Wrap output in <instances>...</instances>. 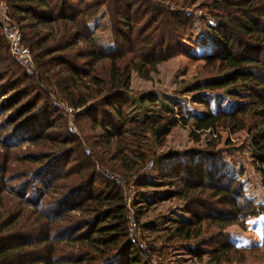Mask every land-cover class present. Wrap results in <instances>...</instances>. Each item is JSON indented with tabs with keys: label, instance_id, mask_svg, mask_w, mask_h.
Wrapping results in <instances>:
<instances>
[{
	"label": "trees",
	"instance_id": "trees-1",
	"mask_svg": "<svg viewBox=\"0 0 264 264\" xmlns=\"http://www.w3.org/2000/svg\"><path fill=\"white\" fill-rule=\"evenodd\" d=\"M4 1L9 17L18 27L22 45L30 52L34 74L26 73L9 55L0 35V98L5 97L0 99V116L17 107L15 113L0 119V195L6 192L17 199V207L0 217V264H144L138 255L142 249L152 252L154 248H138L128 240L122 191L102 175L100 169L105 168H94V162L122 180L135 176L146 158L153 157L139 150L138 137L147 131L153 141L160 142L172 127L185 124L186 118L178 111L173 116L164 105L163 112L167 114L151 116L128 115L122 107L134 100L125 95L130 70L140 73L145 64L152 69L156 61L180 53L179 26L185 27L197 19L183 6L197 0H181V5L174 9L164 5L170 0ZM102 7L109 15L113 37L108 48L94 40L87 26ZM205 9L206 17L215 24L218 40L216 52L200 57L205 63L217 61L222 73L195 82L188 91L214 90L238 83V89L231 88L227 94L245 101L234 102L227 110L195 115L189 134L196 139V131L219 124L234 132L244 127L237 115L250 112L258 119L253 122V132L249 131V148L259 170L264 165V0H207ZM144 18H148L147 23L161 18V32L149 47L144 43L146 51L135 42V28L140 27ZM43 26L47 31H41ZM127 53L129 59L120 61ZM134 59L138 60L134 63ZM101 61L107 62V67L103 76H98L94 70ZM30 77L44 94L46 89L57 91L74 111L76 121L81 116L93 115L92 128L99 131L91 143L96 161L83 156L78 139L62 131L59 122L60 136L58 132L52 135L53 120H49L47 112L52 106L43 102L35 108L40 95L28 98L21 87ZM24 97L25 102L18 105ZM44 100L49 102L46 94ZM135 100L154 102L155 98L153 94H144ZM192 101L205 102L202 95L193 96ZM56 112L53 110L59 118ZM98 114L101 120L96 122ZM124 135L129 139H124ZM24 143L39 145L40 150L10 153ZM160 159L152 158L151 166ZM8 160L18 164L11 173L6 169ZM206 167L209 168L197 161H175L160 173L157 182L138 176L133 177L132 183L153 187L159 183L172 185L170 178L180 182L178 189L155 200L171 194L183 202L181 212L186 216L173 220L169 235L186 242L188 254L200 258L203 253H213L209 263L219 264L227 247L223 243L210 249L202 247L219 240L222 230L236 220L238 213L264 212V204H241L239 191L206 181ZM206 190L210 193L206 194ZM147 199L139 198L149 205ZM131 207L134 209L133 203ZM224 208H232L234 213ZM208 224L215 226V235L200 238L203 225L208 230ZM142 226L154 230L156 225Z\"/></svg>",
	"mask_w": 264,
	"mask_h": 264
},
{
	"label": "rangeland",
	"instance_id": "rangeland-1",
	"mask_svg": "<svg viewBox=\"0 0 264 264\" xmlns=\"http://www.w3.org/2000/svg\"><path fill=\"white\" fill-rule=\"evenodd\" d=\"M206 3L207 0H197L192 5L183 6L185 10L194 14L197 19L190 25L188 23L185 27L184 25L179 26L181 29V38L178 42L180 53L163 61H156L152 69H149V65L145 64L143 67L141 65L140 73H137L135 69L129 72L128 91L125 95L128 99L133 98L134 100L126 102L122 107V112L128 115L136 113L147 114L149 116L155 114L163 115L167 114L163 112L164 108L162 106L164 105L166 108L171 109L173 116H176L178 111L179 115L186 118L184 125L177 124L172 127L160 142L153 141L147 131L138 137L136 145H138L139 150L153 157L146 158L144 165L135 176L123 178V187H119L122 193L130 199L128 213H130L138 230L136 236L132 234V240L127 237L128 240L136 244L138 248H145L147 245L154 248L152 252L149 249L147 251V248L145 250L142 249L143 251L138 255L140 263L144 264H213L208 261V258H211L213 253H203L200 258H195L185 250L186 242L169 235L172 226L175 224H173V220L177 219L178 216H186L181 212L183 202L180 200V197L171 196V194L160 201L155 200L157 197L165 195L168 191L178 189L180 182L178 183L177 180L168 178L171 180L172 185L159 183L158 185H153V187H142L140 185H133V177L141 176L147 181L152 180V182H157L160 173L175 161H181L182 163L197 161L203 166H209V168L206 167L208 168V174L205 173L208 178L207 182L209 181L213 185L217 184L239 191V202L241 204L247 202L248 207L254 204H264V165L259 170L256 168L249 148V131L253 132L252 125L253 122H258L257 118L246 111L243 114L237 115V118L242 119L244 127L234 132H230L219 124L212 129L196 131V139L189 134L193 128V117L195 115L205 112L216 113V111L222 109L227 110L232 107L234 102L245 101L227 94L231 88L238 89V83L232 87L230 85L214 90L201 89L199 91H188L195 82L222 73L221 70H218L217 61L205 63L200 57V55L207 52H216L214 46H216V41L218 40V37L214 34L215 24L205 15ZM164 5L168 6L169 9H174L181 5V0H170L165 2ZM147 19L144 18L139 23L141 24L140 27L138 28L137 26L135 28L137 35L135 42L136 44H141L143 51H146L143 48L144 43H148L149 47L151 45L150 41L161 32L160 23H158L161 18H158L156 22L149 23H147ZM262 22L264 24V18H262ZM87 26L98 44L104 48L111 46L113 37L110 20L104 7L87 22ZM41 31H47V27H41ZM0 35L3 36L1 32ZM129 56L130 54L127 53L120 61L126 62ZM136 60L138 59H134L132 62L135 63ZM106 67L107 62H99L97 69L94 70V74L103 76L102 74ZM145 70L147 73L144 75L143 72ZM21 87L26 92L25 96H29L28 98L34 94L40 95L41 99L36 102L35 108L42 105L43 102L46 104L50 103V106H52L53 109L48 107L47 112L49 113V120H53V125L56 127V129L54 127L51 129L53 136L57 132L58 136H60L59 133L61 132L57 124L59 122V124L63 125L62 131L68 132L78 139L83 156L96 161L93 158L94 156H92L93 149L91 143L94 142V138L99 131L97 127L92 128V114L81 116L76 121L72 115L74 111L67 106L61 95L54 89H46L45 94L49 101L46 102L44 100L45 94L41 90H38V88L36 89L34 78L32 77L22 84ZM144 94H153L155 101L149 102L145 100L143 103H138L135 99ZM195 95H202L205 102L201 104L193 102V96ZM4 98V96L1 97V101ZM25 99V97L21 99V103L18 105H22ZM16 108L14 107L11 111L7 112L3 111L0 119H6L4 117L15 113L13 110ZM35 108L32 110V113ZM53 110L59 112V118L53 114ZM96 118V122L101 120L99 114ZM4 133L5 131L1 135ZM124 139L129 138L127 135H124ZM85 149H88V154H86ZM36 150H40L39 145L34 146L24 143L20 147L12 149L10 153L17 152L23 154L35 152ZM55 150L60 149L55 148ZM12 157H14L13 154ZM154 157L161 158L159 163H153L152 166L148 165ZM100 166L105 169L107 168L94 162V168H101ZM16 167H18V164L13 160H8L6 163L8 173L13 172ZM159 167L160 169H158ZM205 193L208 194L210 191L206 190ZM140 197L148 198L147 200L150 204L145 205L140 202ZM0 199V217L17 207V199L6 192L1 193ZM132 203L134 209L131 207ZM224 209H226V212L234 213L232 208ZM197 213H200V211ZM134 219L138 222V225H136ZM151 223L156 225L154 230L142 226V224L150 225ZM127 225L126 233L128 236ZM206 226L210 227L208 230H205L203 225L200 238H204L203 235L209 237L215 235V226L210 224ZM213 242L215 243H209V245L207 244L202 248L210 249L214 245L219 246L220 243H223L228 249L226 255L220 258L219 264H264V212L249 214L245 211V213H238L236 220L222 230L219 240L217 239ZM72 246L74 247V245Z\"/></svg>",
	"mask_w": 264,
	"mask_h": 264
},
{
	"label": "built area",
	"instance_id": "built-area-1",
	"mask_svg": "<svg viewBox=\"0 0 264 264\" xmlns=\"http://www.w3.org/2000/svg\"><path fill=\"white\" fill-rule=\"evenodd\" d=\"M0 32L3 35L2 38L5 44L7 45L9 55L19 62L26 73L31 74L34 71V66L31 61L30 52L25 46L22 45L18 27L9 17V9L4 0H0ZM60 108L62 107L60 106ZM85 152L88 154V149H85ZM148 165H151V163ZM100 172L106 179L113 181L118 187H123V181L119 175L111 173L106 169H100ZM123 197L124 205L126 209H128L130 199L124 194ZM128 211L129 209L126 210V219L128 224V237L131 239V235L134 234L136 236L138 230Z\"/></svg>",
	"mask_w": 264,
	"mask_h": 264
}]
</instances>
